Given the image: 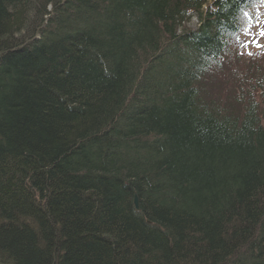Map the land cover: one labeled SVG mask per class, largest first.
I'll use <instances>...</instances> for the list:
<instances>
[{
  "label": "trees",
  "instance_id": "16d2710c",
  "mask_svg": "<svg viewBox=\"0 0 264 264\" xmlns=\"http://www.w3.org/2000/svg\"><path fill=\"white\" fill-rule=\"evenodd\" d=\"M263 4L0 0V264H264Z\"/></svg>",
  "mask_w": 264,
  "mask_h": 264
},
{
  "label": "rangeland",
  "instance_id": "374dc122",
  "mask_svg": "<svg viewBox=\"0 0 264 264\" xmlns=\"http://www.w3.org/2000/svg\"><path fill=\"white\" fill-rule=\"evenodd\" d=\"M259 24L253 25L250 30L246 31V34L241 38H238L234 44V51L236 56H239V60H235L237 63L241 61V64L247 62L256 64L258 59L264 58V48L257 47L256 44L252 43L253 40L259 37V30L264 28V4L260 8V20ZM197 20L194 17L190 22L186 24V27L195 28L197 26ZM261 44H264V37H259ZM251 53V54H250Z\"/></svg>",
  "mask_w": 264,
  "mask_h": 264
},
{
  "label": "snow or ice",
  "instance_id": "6c2138e0",
  "mask_svg": "<svg viewBox=\"0 0 264 264\" xmlns=\"http://www.w3.org/2000/svg\"><path fill=\"white\" fill-rule=\"evenodd\" d=\"M250 2H253L254 3V0H250ZM260 3H264V0H260ZM246 7L247 5H245V8H242L241 9V12H242V15L244 18H246L247 20H252L254 17H253V13L246 10ZM260 22L257 21V24H259ZM249 29L246 27L244 29V31H248ZM259 37H264V28H261L259 30ZM259 37L255 40L252 41V43L256 44L257 47H261V48H264V44H261L260 41H259ZM251 54V53H250Z\"/></svg>",
  "mask_w": 264,
  "mask_h": 264
},
{
  "label": "water",
  "instance_id": "95a60500",
  "mask_svg": "<svg viewBox=\"0 0 264 264\" xmlns=\"http://www.w3.org/2000/svg\"><path fill=\"white\" fill-rule=\"evenodd\" d=\"M134 203H135L136 207H138V199H137V196H135Z\"/></svg>",
  "mask_w": 264,
  "mask_h": 264
}]
</instances>
